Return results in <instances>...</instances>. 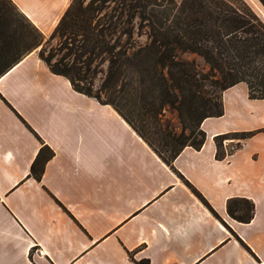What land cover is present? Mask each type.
Wrapping results in <instances>:
<instances>
[{
    "label": "crops",
    "instance_id": "obj_1",
    "mask_svg": "<svg viewBox=\"0 0 264 264\" xmlns=\"http://www.w3.org/2000/svg\"><path fill=\"white\" fill-rule=\"evenodd\" d=\"M11 2L48 37L71 0ZM221 100L201 148L169 167L110 106L26 55L0 77V264H264V132L223 160L213 141L264 130V100L244 83ZM43 146L53 156L38 182L29 170ZM230 198L253 202L249 223L228 218Z\"/></svg>",
    "mask_w": 264,
    "mask_h": 264
},
{
    "label": "trees",
    "instance_id": "obj_2",
    "mask_svg": "<svg viewBox=\"0 0 264 264\" xmlns=\"http://www.w3.org/2000/svg\"><path fill=\"white\" fill-rule=\"evenodd\" d=\"M80 1L71 0L45 37L11 0H0V77L37 51L50 73L65 78L73 91L110 106L169 167L184 148H201V122L222 116L224 90L244 83L249 99L264 100V21L244 0H115L112 13L96 17ZM256 1L264 10V0ZM135 28L144 32V43L135 44ZM53 40L59 41L57 48L46 51ZM187 54L199 57L206 69L182 58ZM166 109L176 113V126L162 119ZM260 132L215 136V159L223 160ZM226 140L235 144L224 147ZM52 156L41 147L29 177L39 182ZM225 211L229 219L247 224L254 204L230 198Z\"/></svg>",
    "mask_w": 264,
    "mask_h": 264
},
{
    "label": "rangeland",
    "instance_id": "obj_3",
    "mask_svg": "<svg viewBox=\"0 0 264 264\" xmlns=\"http://www.w3.org/2000/svg\"><path fill=\"white\" fill-rule=\"evenodd\" d=\"M115 0H81V4L84 7H88V8H92L94 9L95 13V17L96 16H100L101 14H103L104 12L106 13H112V8L115 7ZM250 7L251 9L264 21V10L263 8L260 6V4L256 1V0H244ZM133 38L135 40V44H142L145 42V35L143 31H138L136 28L133 31ZM59 42L58 40H53L51 42L48 43V45L46 46L45 50L48 51L50 48H57ZM36 55H37V51H35ZM182 58L184 59H192L196 62L197 66L201 69V70H205L206 67L203 63V61L195 56V55H191V54H187L182 56ZM99 77L98 76V81H99ZM97 82H95L96 85H94L93 88V92L97 91ZM162 119L166 122H170L173 126H176L177 124V117H176V113L166 109L163 111V116ZM228 145H234L235 144V140H228L227 143ZM224 146V147H226Z\"/></svg>",
    "mask_w": 264,
    "mask_h": 264
},
{
    "label": "built area",
    "instance_id": "obj_4",
    "mask_svg": "<svg viewBox=\"0 0 264 264\" xmlns=\"http://www.w3.org/2000/svg\"><path fill=\"white\" fill-rule=\"evenodd\" d=\"M227 141H228V140L223 141V145H224V146L226 145ZM34 253H39V254H41V252H39V251H34Z\"/></svg>",
    "mask_w": 264,
    "mask_h": 264
}]
</instances>
